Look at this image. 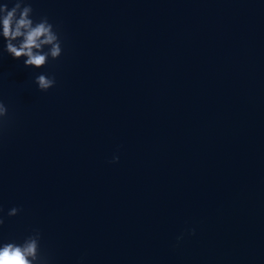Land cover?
Instances as JSON below:
<instances>
[{
	"label": "water",
	"instance_id": "water-1",
	"mask_svg": "<svg viewBox=\"0 0 264 264\" xmlns=\"http://www.w3.org/2000/svg\"><path fill=\"white\" fill-rule=\"evenodd\" d=\"M27 3L63 52L27 68L0 37V245L39 230L48 264H264V0Z\"/></svg>",
	"mask_w": 264,
	"mask_h": 264
},
{
	"label": "clouds",
	"instance_id": "clouds-1",
	"mask_svg": "<svg viewBox=\"0 0 264 264\" xmlns=\"http://www.w3.org/2000/svg\"><path fill=\"white\" fill-rule=\"evenodd\" d=\"M33 8L27 0H14L13 7L8 8L7 3L0 4V37L5 43L4 51L13 59H24L27 68H44L49 59L58 60L63 52L62 40L59 30L54 28L47 17L38 21L33 18ZM50 46L47 51L44 46ZM34 83L40 92H47L56 85L55 76L40 74L35 77ZM8 109L0 101V131L7 124ZM119 156H113L111 163H118ZM2 211V209H0ZM22 209L13 207L7 215L17 216ZM4 219L0 216V226ZM195 235V230L190 231ZM184 235L177 237V243L183 240ZM41 233L34 230L22 243L7 242L0 245V264H48V259L41 253Z\"/></svg>",
	"mask_w": 264,
	"mask_h": 264
}]
</instances>
